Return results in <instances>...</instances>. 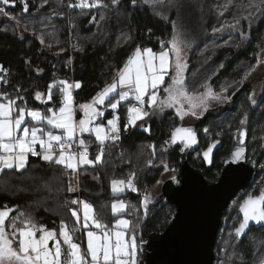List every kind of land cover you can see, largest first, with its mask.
<instances>
[{
    "label": "trees",
    "instance_id": "obj_1",
    "mask_svg": "<svg viewBox=\"0 0 264 264\" xmlns=\"http://www.w3.org/2000/svg\"><path fill=\"white\" fill-rule=\"evenodd\" d=\"M76 2L77 0H52V3L49 2L44 8H41L40 0H28V11L24 12L21 0H14L15 6L7 7L9 11L16 14L22 24L26 19L32 21V26L35 29L37 26L38 33H42L40 29L43 30V27L47 25L50 27L55 25L57 30L56 41L49 52L42 46L40 37L30 35L21 39L20 35L4 31L0 26V65L7 69L5 75L7 82L0 83V92L10 93L13 97L20 95L25 98L29 107L42 109L58 105L60 95L54 88L53 100L49 103H42L35 99V92L47 93L48 85L53 81H79L81 87L75 90V101L76 103L87 102L106 83L111 82L115 71L123 66V63L138 45L160 50L161 42H164L166 48H169L171 44L168 41L176 33L182 42L181 46L185 49L190 48L194 52L193 54H196L198 50L208 48L212 40L216 42L225 40L224 37L219 38L213 35L215 33L213 30L223 22V18L232 24L237 19L240 20V23L235 27H230L237 43L222 48L218 44L213 58L205 60L204 67L197 69L196 77L198 76L199 79H209L208 82L212 85L215 81L210 79L213 77L211 67L223 65L218 71L223 75L227 74L228 78L232 77L237 80L242 77V74H239L241 71L238 66L242 63L249 64V59L245 58L256 55L264 43V14H261V11H255L254 15L249 16V12L254 11L252 5L259 3V0H147V3L145 0H136L135 4L132 3V0H119L118 4H112L111 0H103L109 5L108 7L93 9L76 7L72 9L74 21L72 35L76 39L78 47L71 52V31L66 20L52 17L51 14L67 9L69 3L76 4ZM221 11L224 17L219 15ZM93 16L96 17L95 21L92 20ZM244 17H248V19H244ZM127 30L130 31L129 35H124L123 33ZM247 32L249 35L245 37ZM128 36H131L132 39L125 43ZM208 52L212 54L211 49ZM193 72V69L189 68L186 75L188 89L193 85ZM228 78L226 76L220 78L221 83ZM228 82L229 79L226 83ZM217 90L219 91L218 87ZM200 91H203V88H200ZM119 114L120 139L115 142H105L103 163L80 167L79 184L75 191L67 190L71 181L68 170L60 165L46 162L39 156L31 155L25 169H5L0 174V208H3L4 205L9 207L19 205L21 211L30 212L40 224L59 231L61 219L67 221L69 225H72L74 221L66 201L78 199L81 196L92 203L97 211L103 209L107 213L113 199H124L128 202L130 199H138L137 194L145 187L144 185H138V193L130 189L119 194H113L111 191L110 180L125 177L119 172L125 162L117 152L122 148L132 151L139 144L144 143L165 146L164 142L170 139L173 129L181 125L178 123L180 119L170 129L171 131H168L171 124L167 120L168 115H150L148 131L145 128H128L125 131L123 126L127 121V114L124 105L120 107ZM205 119L204 125L199 128L211 124L210 117ZM87 137L92 159L100 145L91 134ZM201 137L200 147L191 155L190 162L193 166L201 169L208 179L215 181L222 169L231 138L227 136L223 140V147L216 154L213 166L207 167L201 155L196 159V154H199L209 142H206L203 135ZM113 151L117 153V156L112 154ZM168 156L172 162L171 167L174 168L175 165L180 164L179 147L172 144ZM127 164L130 165V163ZM149 169L151 168H148V172L151 173L153 169ZM153 171V177L145 176L143 179L146 186H152L159 180L160 168ZM169 208L172 209H170L171 213H168ZM175 212V207L164 197L160 202L151 206L149 213L144 217L138 215L142 219V228L137 237L140 244L139 264L145 263V239L148 234L164 231ZM16 214L13 213V215ZM228 215L229 212L225 210L214 247L216 253L220 232ZM129 217L133 218L132 215ZM235 227H237L236 223L232 225V228ZM257 234L264 236L263 231L255 229L251 237L254 238ZM76 235L82 240V233ZM239 247L241 246L239 245ZM251 247L252 241L245 239L240 248V251H243V255L248 259V263L253 254ZM236 255L238 256V252ZM237 258L226 264H236L235 261H239L237 264H240L243 261L242 257L238 256Z\"/></svg>",
    "mask_w": 264,
    "mask_h": 264
},
{
    "label": "snow or ice",
    "instance_id": "obj_2",
    "mask_svg": "<svg viewBox=\"0 0 264 264\" xmlns=\"http://www.w3.org/2000/svg\"><path fill=\"white\" fill-rule=\"evenodd\" d=\"M111 3L118 4L119 0H111ZM132 3L135 4L136 0H132ZM0 5V13L9 16L6 8L14 7L15 3L14 0H0ZM108 6L103 0H78V3L69 5L80 9ZM22 7L24 12L28 11L26 0ZM252 8L254 11H250L249 16L254 15L255 11L264 14V0H259ZM11 18L16 19L15 16ZM92 20L95 21L96 17L93 16ZM239 23L240 20L237 19L229 27H235ZM213 31L218 32L221 29ZM131 39L128 36L124 42ZM168 43L171 44L170 49L161 42L158 52L148 47L141 49L138 45L123 66L115 71L111 82L106 83L87 103L77 104L75 101L73 89L81 87L79 81H53L48 85L47 93L35 92L36 100L49 103L53 100V89H57L60 95L59 104L44 110L29 107L25 98L20 95L13 97L10 93L0 92V173L5 169H25L29 155L60 165L73 174L83 165L95 166L103 163L105 142L120 139V118L115 113L122 103L126 107L127 121L123 126L126 131L129 127H135L137 121L155 115L156 110L162 112L166 107L174 108L183 120L186 115L198 117L197 109L201 112L207 111L209 99H230L222 95L228 91L227 88L222 89L221 93H215L208 81L200 86L204 91H189L185 83L187 64L182 56V42L174 33ZM261 51L264 52V49ZM170 54H174V61ZM6 73L7 69L0 65V83L7 82ZM161 91L166 94L165 97L160 95ZM252 103L255 104L256 101L252 99ZM105 109H110L113 113L106 123ZM77 111L82 113L79 120L76 119ZM247 121L248 115L244 113L239 121L240 127L236 129L238 146L231 153L229 162H239L244 158L245 148L242 145ZM204 131L207 133L208 129ZM84 133L93 134L100 145L92 159L89 158L88 144L82 138ZM178 141L183 143V151L198 143L197 133L192 127H175L170 139L164 142L162 151H167L168 146ZM218 143L219 140L213 141L203 153L209 163L210 154ZM74 147L82 150L72 151ZM147 147L152 149V158L147 160V165L152 166L156 146L150 144ZM157 166H162L165 171H175L164 159ZM135 179V172H129L126 177L112 178V193H123L125 189L139 191L134 183ZM67 190L75 191L71 181ZM150 200L151 194L145 191L142 201L145 215ZM66 204L74 221L69 225L61 219L59 231L40 224L30 212L21 211L19 205H4L0 208V264H138L137 237L142 228V219L136 215L139 208L128 201L113 199L110 204L113 219L109 223L103 209L97 211L88 201L73 199L66 201ZM239 211L242 219L235 228L237 236L245 234L250 222L264 225V190L256 195L248 194ZM129 215L133 218L129 219ZM77 233H82L84 239L81 240ZM85 242L86 247L82 248L81 245Z\"/></svg>",
    "mask_w": 264,
    "mask_h": 264
},
{
    "label": "water",
    "instance_id": "obj_3",
    "mask_svg": "<svg viewBox=\"0 0 264 264\" xmlns=\"http://www.w3.org/2000/svg\"><path fill=\"white\" fill-rule=\"evenodd\" d=\"M204 123L205 121L193 125H180L192 127L197 133L198 143L183 151L182 142L174 144L179 147L180 167L173 176L164 181L162 191L176 212L164 231L148 234L144 264H214V247L224 211L239 191L250 187L255 181L258 160L247 163L249 140L247 124L244 126L246 136L242 145L245 148L244 158L239 162H229L230 155L224 161L218 180L208 179L201 169L191 164V155L199 149L201 143L198 128ZM211 143L201 152L207 167H212L214 156L222 146L219 140L210 154L209 163L203 153ZM237 146L236 141L232 152ZM177 179L178 183L175 182ZM252 225L257 224L250 222L249 226Z\"/></svg>",
    "mask_w": 264,
    "mask_h": 264
},
{
    "label": "rangeland",
    "instance_id": "obj_4",
    "mask_svg": "<svg viewBox=\"0 0 264 264\" xmlns=\"http://www.w3.org/2000/svg\"><path fill=\"white\" fill-rule=\"evenodd\" d=\"M27 1L28 0H26V2ZM40 1H41V3H40L41 8H44L47 5V3H49V2L52 3V0H47V2H45V0H40ZM21 2L23 3L24 0H21ZM76 3H78V0ZM6 10L10 13L9 16L3 15V17H2V13H0V19L4 20V23L2 26V29L4 31H9L12 34L20 35L21 39H25L27 36H30V35H35L36 37H40V42H41L42 46L44 47V49L46 51L50 52L51 46H53L54 41H56L55 40V33L57 30V27L55 25H53V27H50L48 25L47 26L44 25L45 27H43V30H42V28L40 29V31L42 33H38L36 31L37 26L35 29V27L32 26L33 25L32 21H29L28 19H26L25 22L23 21V24H22L18 20L15 13L9 11L7 8H6ZM219 15H223V12L221 11V13H219ZM11 16H15L16 19H12ZM223 17H224V15H223ZM231 24L232 23L230 21H228V20L226 21L223 18V22L215 27V29L220 28L221 31L215 32V33H213V35H215V37H219V38L224 37L225 40H223L222 42H216V41L212 40V43L208 45L209 46L208 48L206 47L203 50L202 49L198 50L196 52V54H193L194 52H192V50L190 48L185 49L184 47H182L183 48L182 56L184 58V61L187 64V68H186V71L184 73L185 83H186V79H188L186 76L188 69L190 68V69H193V71H194L193 76H192V77H194L192 79L193 85L190 87L189 91H193V90H199L200 91V88H201L200 86L202 84H204L206 81H209V79H202L201 80V79H199L198 76L196 77V75L198 73L197 69H201L204 67L205 60L208 61L209 59L213 58L214 54L217 51L218 44H219V47L222 48V47H227V46L230 47V46L235 45L237 43L236 38L232 35L233 31L231 32V28L229 27V25H231ZM32 29H34V30H32ZM129 32L130 31L127 30L123 34L129 35ZM247 35H249V32H247L244 36L248 37ZM263 40H264V36H263ZM170 48H171V45H170L169 49ZM209 49L212 50V54H210L208 52ZM170 55H171V59L174 61V59H175L174 54H170ZM194 55H195V58H194ZM247 65H248L247 63H242L238 66L240 71H241L239 74H245L247 72V70H246ZM211 68L213 69V77L210 79L212 81L214 80V81H216V83H218L219 92L221 93L222 89H224V88H227L228 91H232V90L234 91V89L237 86V82H236L237 80L235 78H232V77L228 78L227 74H225V75L221 74L218 71V69H220L221 66L215 65ZM225 76H226V78L229 79V82L226 83V81L228 80L227 79L226 81L221 83L220 78H225ZM167 82H168V78H166V83ZM219 84H220V86H219ZM210 86H212V85H210ZM203 91H204V89H203ZM228 91L226 93H228ZM226 93L224 94V97H226ZM160 95L162 97L166 96V94L163 93L162 91H161ZM224 100L225 99H222V100H219L215 103L220 104ZM89 101H91V100H89ZM89 101H87V102H89ZM87 102H82V103H87ZM207 103H208L207 111L201 112L200 109H197V112L199 113L200 116H205L209 112L210 108L212 107V105H211L212 99H209L207 101ZM77 104H81V103H77ZM185 107L187 108V104H185ZM38 109H41V108H38ZM44 109H46V108H42L41 110H44ZM108 110H110V109H108ZM108 110L105 109V112L107 113ZM155 115H158V116L168 115L169 116V118H167V120L170 121L171 124L170 125L168 124L169 125L168 131H171L170 129L172 127H174L175 124H177V120L180 119L179 115L176 113L174 108H167L166 107L162 112L159 110H156ZM81 117H82V113L77 111L76 119L79 120ZM109 117L106 116L105 119L107 120V119L112 118V117L111 118H109ZM198 117L186 115V116H184L183 120L180 119V121H178V123H180L181 125L182 124L183 125H193L199 121ZM148 119H149V117H148ZM241 119H242L241 117H237V118H235V121L239 123V121ZM143 121H144V119H143ZM105 123H106V121H105ZM230 123H231V119L229 117H227V116L225 118L221 117L220 120H216L215 122H211V124H209V126L203 127L200 130H201V133H202L203 137L205 138L206 142H208V141H211V139L215 135L219 136L223 132H225L226 131L225 127H227V125H229ZM205 129H208L207 133H205V131H204ZM88 135H89V133L82 134V138L86 141V143H88V139H89L87 137ZM92 137L95 139V136L93 134H92ZM148 145H150V143L139 144L135 150L130 151L127 148H126V150H124V148H122L121 151L117 152L119 156L121 155V159L124 160V162H125L124 165H122L121 169H119L120 170L119 172L122 173V175H124L125 177L127 176V174L129 172H135L136 173V179H135L134 183H135L137 189L139 188L138 185H141V186L144 185L145 186L141 190L143 192L139 191V193H138V191H135L136 193H138L137 194V196L139 197L138 199L137 198L135 200L130 199V203L132 205H135L137 208H139V212L136 213V215H140L143 217L145 216V214H144L145 210H144L142 201L144 199L145 191H148L151 194V200L147 206V214H148L150 209H151V206L160 202L164 198L163 191H162V186H163L164 181H166L170 176H172L176 172V170L180 167V164L175 165L174 168L171 167L172 162L170 160V157L168 156V153L170 152V149H171V145L167 147V151H162V148H164L165 146H163L161 144L155 145L156 146L155 159L153 161V165L148 166L147 160L152 158V149L148 148L147 147ZM115 153H116L115 151L112 152V154L117 156V153L116 154ZM199 155H200V153L196 154V159H198ZM89 158H90V156H89ZM161 159H164L169 164L170 168L174 169L175 171H165L162 166H157ZM128 160L131 161L130 165L127 164V163H129ZM148 168H151L149 170H152V169L155 170V169L160 168L159 180H158L159 183L156 182L152 186L151 185L146 186L143 183V179H145V176L146 177H153L152 175H153L154 171L152 170L150 173V172H148ZM147 173H149L150 175ZM75 176L77 177L76 174H73L71 172L69 173V177L71 179V185L74 189L76 186ZM263 185H264V183L262 182L261 188H259L258 185L255 186V188H253L250 193H252L254 191L264 190ZM245 197H244V195L240 196L239 198L237 197L234 200V202L231 203V206L229 207V209H227V211L229 212V215L226 217L227 218L225 220L226 223L224 224V226L220 232V241H224L227 244H229L230 241H232V243L230 244L231 250H233L238 245V243H236V239L233 237V234H232L233 230H234V228H232V225L235 223L236 224L239 223V221L241 219V217H239L240 215H239L238 209H239L240 205L242 204ZM108 204H110V203H108ZM170 209L171 208H169L168 213H171L172 209L171 210ZM23 211H25V210H23ZM258 237L259 236H255L254 238L251 236L249 237L250 241L255 240L254 241V248H253V250L251 249L253 254H252V258L250 259L249 264H261V261H264V237H260V238H258ZM145 240L147 241V238ZM224 253H225L224 249L219 250V257L218 258H220V262H218V264H223L222 259H223ZM234 256L238 257L237 255H234ZM240 263L241 264H248L247 261H245V262L241 261ZM214 264H215V262H214Z\"/></svg>",
    "mask_w": 264,
    "mask_h": 264
},
{
    "label": "flooded vegetation",
    "instance_id": "obj_5",
    "mask_svg": "<svg viewBox=\"0 0 264 264\" xmlns=\"http://www.w3.org/2000/svg\"><path fill=\"white\" fill-rule=\"evenodd\" d=\"M2 17H3V14H2ZM3 22L4 20L0 19V26H3ZM262 49H264V43H263V47L260 48L259 52L256 55H253L249 58H245V59H249L250 61V63L246 67L247 72L245 74H242V77L237 78V81H236L237 86L234 89V91L232 90L226 93V97H230V99H225L220 104L215 103L219 100L212 99V104H211L212 107L210 108L209 112L205 116L199 115L198 117L199 121L197 123L204 122L206 117H210L212 122H215L216 120H220L221 117L225 118L226 116L231 119V123L227 125V127H225L226 131L223 132L219 136L215 135L211 139V141L208 142L209 144L215 140H221L222 146L217 150L216 152L217 154L218 151L223 147V140L227 136H230L231 144L223 160V165H224V161L230 157L232 150L235 147V144L237 141L236 129L240 127V124L235 121V118L237 117L243 118L244 113H247L248 115L247 125L249 128V140H248V146H247V149H248L247 163L248 162L250 163L253 160H258L257 175L252 185L244 190L239 191L236 197L231 201V203H233L237 197L239 198L242 195H244V197L245 196L247 197L248 194H253V195L258 194L261 190L254 191L252 193L250 192L257 185L259 186V188H261V183L262 182L264 183V52L261 51ZM252 69H255V70L251 71ZM246 74H247V78L245 79ZM217 85L218 83H216L215 81L211 87L215 93H220L217 90V87H218ZM224 94L225 93H222L223 96ZM250 97L256 101L255 104L252 103V99H250ZM200 129L201 128H198L199 131ZM200 136H202L201 131H200ZM201 152H200V155H201ZM215 156H214V159H215ZM201 158H202V155H201ZM222 169H223V166H222ZM222 169L220 171L219 177L222 173ZM175 182L178 183L179 179L175 180ZM231 203L229 204L227 209H229V207L231 206ZM239 215L242 219V213H240V211H239ZM238 225L239 223L236 224L237 227ZM235 228L232 234H233V237L236 239V243H238V245L233 250H231L230 244L232 243V241H230V243L227 244L224 241H220V238H219L218 247H217L218 250H217V253L215 252V259H214L215 264H218V262H220V258H218L220 249L225 250V253L222 259L223 264H226L235 259H238L237 257L234 256L236 255L237 252H238V256L242 257L244 262L245 261L248 262V259L243 255V251H240V248L242 247L243 242L245 241V239L247 240L250 239L249 237L251 236V234L254 233L255 229H260L261 231L264 232V225L257 224V225L249 226L245 230L244 235L237 236L235 233ZM256 236H259L258 238L264 237V236H261L260 234H257ZM251 241H252L251 249L253 250L255 240H251ZM239 245L241 247H239ZM235 262L237 264L238 261H235Z\"/></svg>",
    "mask_w": 264,
    "mask_h": 264
},
{
    "label": "crops",
    "instance_id": "obj_6",
    "mask_svg": "<svg viewBox=\"0 0 264 264\" xmlns=\"http://www.w3.org/2000/svg\"><path fill=\"white\" fill-rule=\"evenodd\" d=\"M144 47H141V49H143ZM148 48H151V47H148ZM153 49V48H152ZM167 49H169V48H167ZM154 50V49H153ZM154 51H156V52H158L159 50H154ZM133 53V52H132ZM75 90L76 89H73V95H74V97H75ZM102 90V89H101ZM100 90V91H101ZM99 91V92H100ZM122 105H124L123 103L121 104V106ZM120 106V107H121ZM120 107L118 108V110L116 111V113H115V115H118L119 116V118H120V114H119V109H120ZM124 107H125V105H124ZM106 110H108V109H106ZM109 113V114H108ZM106 115H107V117H109V118H111L112 116H113V113L111 112V110H108L107 111V113H106ZM148 117H146L145 119H144V121L143 120H139V121H137V123H136V126L135 127H129V128H131V129H137V128H147L148 127ZM147 120V121H146ZM106 121V119H104V122ZM98 122H100V121H98ZM55 131V130H54ZM90 135V134H89ZM92 135V134H91ZM37 148H39V147H37ZM31 155H29V157H30ZM29 157H28V160H29ZM79 170H80V168H79ZM79 170H78V172H79ZM68 172L70 173L71 171L70 170H68ZM78 172H76L75 174L77 175V177L75 176V179H76V186H75V190L78 188V182H79V180H78ZM68 173V174H69ZM1 174V173H0ZM122 200H124V199H122ZM125 201H127V200H125ZM104 215H105V217H106V220L109 222V223H111V221H112V219H113V217H112V214H111V210H109L107 213H104ZM128 218L129 219H131L129 216H128ZM48 229H50V228H48ZM53 229V228H52ZM84 238H83V234H82V240H83ZM137 243H138V245H139V251H140V244H139V242H138V238H137ZM51 246V245H50ZM82 248L83 247H86V242L85 243H82ZM138 251V255H137V262H138V264H139V259H140V252Z\"/></svg>",
    "mask_w": 264,
    "mask_h": 264
},
{
    "label": "built area",
    "instance_id": "obj_7",
    "mask_svg": "<svg viewBox=\"0 0 264 264\" xmlns=\"http://www.w3.org/2000/svg\"><path fill=\"white\" fill-rule=\"evenodd\" d=\"M72 3H69V5H71ZM69 5H67V9H63V10H60V11H56V12H53L51 15L52 17H56V18H61L63 20H66L67 22V25L69 26V30L71 31L70 32V50L71 52L78 47V44L76 43V39L73 37L72 35V28H73V25H74V21H73V18H72V9L73 7H69ZM38 151H40L39 148H37ZM82 149L78 148V147H74L72 149V151H80ZM88 152H89V156H90V151H89V146H88ZM78 180H79V172H78ZM79 200H82V201H88V200H85L83 199V197L79 196L78 198ZM89 202V201H88Z\"/></svg>",
    "mask_w": 264,
    "mask_h": 264
},
{
    "label": "bare ground",
    "instance_id": "obj_8",
    "mask_svg": "<svg viewBox=\"0 0 264 264\" xmlns=\"http://www.w3.org/2000/svg\"><path fill=\"white\" fill-rule=\"evenodd\" d=\"M31 16V15H30ZM34 17H36V16H34ZM34 20V19H33ZM4 23V22H3ZM111 146V145H110ZM113 146V145H112ZM126 158V157H125ZM93 186V185H92ZM99 199V198H98Z\"/></svg>",
    "mask_w": 264,
    "mask_h": 264
}]
</instances>
